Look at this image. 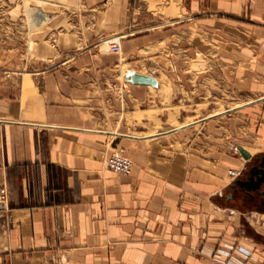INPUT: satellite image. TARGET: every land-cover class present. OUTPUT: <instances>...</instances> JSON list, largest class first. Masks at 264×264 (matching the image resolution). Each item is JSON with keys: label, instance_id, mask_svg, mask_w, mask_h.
I'll list each match as a JSON object with an SVG mask.
<instances>
[{"label": "crops", "instance_id": "1", "mask_svg": "<svg viewBox=\"0 0 264 264\" xmlns=\"http://www.w3.org/2000/svg\"><path fill=\"white\" fill-rule=\"evenodd\" d=\"M2 7L0 264H264V206L230 175L239 145L264 156V0H52L18 46ZM169 88L251 98L154 131Z\"/></svg>", "mask_w": 264, "mask_h": 264}, {"label": "rangeland", "instance_id": "2", "mask_svg": "<svg viewBox=\"0 0 264 264\" xmlns=\"http://www.w3.org/2000/svg\"><path fill=\"white\" fill-rule=\"evenodd\" d=\"M51 1L52 0H0V16H2L3 13L8 10V8L3 9L2 6L10 5L9 10H10V15L12 17L11 18L12 23L10 25L11 38L15 40V44L13 46H18L20 37L21 39H23V33L22 31H20V28L24 26L23 24L21 25L19 23V20L15 18H17L19 15L27 17L29 23L26 24L24 23L27 31L31 32L32 34L43 33L50 26L49 24L50 20L49 19L46 20L40 26L34 25L32 23V20L36 15V11H35L36 8L43 9L44 10L43 12H45L48 16H51L53 12L50 8ZM37 4H39L40 7L37 6ZM5 14H8V12H5ZM78 50L81 52L84 49L79 47ZM100 50L104 51L103 49ZM17 62H23V61L20 60L19 56H15V55L12 56L11 63L13 64ZM177 89L178 88L167 89L166 93L170 94L169 96L170 100L167 99L169 100V102L165 101L164 104H166L167 102L168 104H170V106L169 109L166 111L168 113H165V115L168 114L170 116L168 120H164V121L160 120L154 131L167 130V129L169 130V128H174L189 122L191 123L202 117L208 116V114H214L216 112L227 110L233 106H236L237 104H240L244 100L251 98L250 96L247 95L241 97L240 95H238V92L235 91L233 97L229 96L228 99L226 98L224 100L220 97L221 100L217 101V103L216 101L211 103L208 102L211 100V95L209 93L208 95H201L200 93L188 91V93L183 92L182 93L183 95H181ZM224 97H226V94L224 95ZM180 98H185L186 101L179 102ZM184 115H186V118H184ZM201 128L202 127L200 123L193 124L192 128L189 130L188 133L194 134L196 131H199ZM203 129H206V126H204Z\"/></svg>", "mask_w": 264, "mask_h": 264}, {"label": "water", "instance_id": "3", "mask_svg": "<svg viewBox=\"0 0 264 264\" xmlns=\"http://www.w3.org/2000/svg\"><path fill=\"white\" fill-rule=\"evenodd\" d=\"M128 79L135 84H151L153 86L158 85V81L154 77L145 76L134 72H130L128 74ZM178 129L180 128H176L171 131H175ZM238 149L241 154L247 159V161H252L253 163L251 162L252 164H249L247 167H245V170L247 172L246 178H236L234 180L233 186L236 190H238V187H240L242 191L246 190L249 194L253 195L252 192H260V187L264 183V156H257L253 160L252 154L243 146L239 145ZM261 193L264 195V190L261 191Z\"/></svg>", "mask_w": 264, "mask_h": 264}, {"label": "built area", "instance_id": "4", "mask_svg": "<svg viewBox=\"0 0 264 264\" xmlns=\"http://www.w3.org/2000/svg\"><path fill=\"white\" fill-rule=\"evenodd\" d=\"M94 46L103 49L105 52H118L121 49V36L101 38ZM106 164L110 170L121 174H130L133 169L132 159L122 149L115 150L108 157ZM230 175L233 178H237L240 175V171L231 170Z\"/></svg>", "mask_w": 264, "mask_h": 264}, {"label": "flooded vegetation", "instance_id": "5", "mask_svg": "<svg viewBox=\"0 0 264 264\" xmlns=\"http://www.w3.org/2000/svg\"><path fill=\"white\" fill-rule=\"evenodd\" d=\"M245 172H246V170H245ZM246 176H247V172H246L245 175H243L241 178H242V179H245ZM263 190H264V183H263V184L261 185V187H260V192H258V193L253 192V193H254L253 197H257L258 203H259V205H261V206H264V202H263L264 195L261 193V191H263Z\"/></svg>", "mask_w": 264, "mask_h": 264}, {"label": "bare ground", "instance_id": "6", "mask_svg": "<svg viewBox=\"0 0 264 264\" xmlns=\"http://www.w3.org/2000/svg\"><path fill=\"white\" fill-rule=\"evenodd\" d=\"M254 101V100H253ZM243 105V104H242ZM242 105H237L236 107H240V106H242ZM235 107V108H236ZM218 113H222V112H218ZM217 113V114H218ZM225 113V112H224ZM213 115H216V114H213ZM213 115H210V116H213ZM210 116H208V117H210ZM201 120V119H200ZM190 123V122H189ZM189 123H186V124H184V125H187V124H189ZM191 123H193V124H196V122L195 121H193V122H191ZM184 125H182V126H184ZM181 125H179L178 127H182ZM123 150V149H122Z\"/></svg>", "mask_w": 264, "mask_h": 264}]
</instances>
